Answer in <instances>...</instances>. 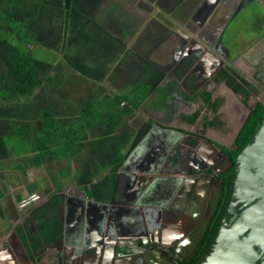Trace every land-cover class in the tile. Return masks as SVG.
<instances>
[{
    "label": "trees",
    "instance_id": "1",
    "mask_svg": "<svg viewBox=\"0 0 264 264\" xmlns=\"http://www.w3.org/2000/svg\"><path fill=\"white\" fill-rule=\"evenodd\" d=\"M138 22L137 18L128 16L117 1L0 0V162L8 161L12 154L31 156L28 165L31 169L53 161L66 163V167L52 178L55 190L46 201L30 210L35 231L24 233L20 227L16 229L33 259L37 260V250L43 245L50 246L61 238L58 207L62 202L63 180L70 179L69 164H76L72 175L76 187L87 198L106 202L111 197L127 151L150 127L147 122L139 133L118 132L124 116L136 111L164 78L142 53L126 50L125 39L136 33ZM170 25L167 22L156 31L149 29L147 43L157 42L158 34L166 33ZM31 47L45 48L60 55L67 73L62 72L60 63L37 59ZM123 66L133 70L136 78L126 80L128 89L125 91L101 98L100 83L106 82L113 87L115 74ZM70 75L92 82L95 91L90 89V94L99 92L100 96L92 102L86 101L82 107L70 106L65 94V81ZM219 77L245 105L248 104L249 83L242 75L227 68ZM201 98L208 109L217 110L218 101H212L209 93H203ZM199 115L197 111L181 116V120L192 124ZM263 121L264 105L257 102L250 106V113L232 148H221L233 166L218 177L224 185L219 210L197 252L180 264H201L211 252L229 203L236 175V157L252 142ZM213 123L216 118L207 122ZM14 168L23 175L28 171L19 163ZM4 189L0 183V200ZM4 219L5 211L0 202V220Z\"/></svg>",
    "mask_w": 264,
    "mask_h": 264
},
{
    "label": "flooded vegetation",
    "instance_id": "2",
    "mask_svg": "<svg viewBox=\"0 0 264 264\" xmlns=\"http://www.w3.org/2000/svg\"><path fill=\"white\" fill-rule=\"evenodd\" d=\"M141 1L142 4L149 6V12L161 11L151 6L152 2ZM176 2L177 0L169 1L170 10L168 14L163 12L164 20L156 17L150 19V23L157 26L156 29L163 27L167 22H170L171 25L166 33L158 34L159 40L157 42L151 43L150 46L152 47L147 61L163 73L164 78L160 82L162 86L166 84L169 87L170 83H174L173 93H175L176 98H179L174 99L175 103L171 106L172 108L175 107L174 116L177 115L182 101H189L194 97H200L203 105L208 109L201 95L209 93L212 101H218L217 111H221V118L220 116L219 119L217 118L216 122L218 121V123L207 124L206 122H211L214 117L218 116L214 115L211 119H205V116L200 115L202 124L205 128L214 130L217 135L225 136L227 133L223 127L221 128L220 122H224V125L226 123L231 124L230 119L232 117L230 114L237 115L236 118H232L235 121L234 124H231L237 127V124L240 126L247 113L246 108L250 109V106L257 102L264 105V100L256 101L252 105L249 104L250 99L255 97L254 93L258 94L257 99H264V0H178V3ZM122 10L132 19L137 18L139 20L135 29L139 30L143 26V33L140 35L139 42L146 43L151 25L147 26L150 20H143L147 15L145 11L129 6L122 8ZM168 46L170 47L168 48ZM191 53L198 56L197 63L193 68L195 58L188 57ZM239 64L242 67L251 68L249 73L244 74ZM227 68L242 75L249 83L250 97L247 105L219 77L220 72ZM218 86H223L231 96L236 98L237 104L228 106L226 97L213 96ZM204 121L206 122L204 123ZM235 127L228 132L229 138L225 142L213 141L212 138L203 133L194 137L196 142L193 143L179 140L172 147L171 154H167L166 150L161 151V146L156 144L157 147L154 148L157 160L159 154L168 157L177 153L179 156L178 166L184 168V173L177 172L175 178H170L165 175V170L161 168L156 176L147 177L149 178L146 180L148 185L157 184L152 191L145 189L146 187L129 191L126 185L129 176H122L120 178L122 183L120 182L117 190H115L114 185L108 201H96L109 205L107 220H104L103 223L98 221L96 224H92L91 222L95 220L98 214L96 211H93L92 217L86 214L82 220L80 218L78 220L73 219L71 214L68 226L60 220L62 225L61 238L53 242L52 245H43L37 250V260L29 255L16 231L17 227H20L24 233L27 230L35 231L31 230L33 226L30 222L34 224L35 222L31 220L30 210L47 200V198L42 200L44 196L42 191L31 192L30 195L19 201V208L14 209L15 217L20 219L23 216L26 223L24 221L20 226L15 224L11 234H7V236L0 233V254H4L1 256L11 258V261L17 264H130L129 262L133 257L136 258L132 264H174L173 261L177 260V257L171 251V243L180 242L185 237L188 238L196 225L195 222L197 225L205 222L206 214L209 213L206 210L205 214L208 203L211 208L216 201L214 196L210 198L208 194L210 195L211 192L218 191V189L215 185L212 188H204L203 184L199 183L202 181V174L208 173L215 176L216 172L223 171L222 174L216 176V179L220 181L218 177L231 169H227L226 161L219 159L217 154L209 153L207 146L203 144L201 139H209L220 149H231L237 137L234 133ZM151 130L154 132V128H151L147 135ZM151 136L150 134L147 137ZM200 153L204 154L205 161L198 159L201 158ZM224 156L229 159L225 154ZM126 163L128 164V161ZM204 164H207L208 168L201 172L200 168ZM223 188L222 182L219 204L214 210L206 232L219 210ZM180 190L183 193L178 200L173 201L175 197H168L169 192ZM74 191L70 195L61 192L62 201L63 195L64 200L70 204L77 202L83 194L85 195L84 192ZM205 196L209 198L208 200L206 198L203 203ZM199 197L200 201L197 203ZM186 200L191 202L190 208L186 206ZM69 207V205L62 207L61 202L58 207V215L60 213L62 218L66 217L69 213ZM187 210L193 212L195 216L187 214ZM198 212L201 214L199 215ZM135 217L138 220H135ZM5 218H7L6 214ZM170 218L178 223L176 229L180 230L173 235L167 233L170 226L165 225ZM101 225L108 232L105 233L103 230L102 235L98 236L93 228ZM106 226L108 229L104 228ZM89 229L93 231H88ZM13 232L22 245L16 240ZM1 234L5 236L4 239ZM144 234H149L156 239L150 243L157 247H150L146 243H142L141 240H149L148 236H143ZM169 241L172 242L163 244ZM158 242H163V247L159 246ZM31 252L33 255V250ZM184 261H178V264Z\"/></svg>",
    "mask_w": 264,
    "mask_h": 264
},
{
    "label": "water",
    "instance_id": "3",
    "mask_svg": "<svg viewBox=\"0 0 264 264\" xmlns=\"http://www.w3.org/2000/svg\"><path fill=\"white\" fill-rule=\"evenodd\" d=\"M188 57L192 59L195 58V61L193 63L194 65L192 66L193 68L197 63L198 56L194 53H191L188 55ZM246 109L247 113L236 131V136L238 135L247 116L250 113V109ZM152 132L153 131L151 130L148 135H152ZM144 139L139 142V144L133 150L131 155H133L137 151L139 145L144 142ZM201 141L207 146V149L212 152H215L219 159H223L226 161L227 169L233 166L232 161L226 159L224 154L221 152V149L216 144L212 143L207 138H202ZM200 157L201 158L198 159H202L201 161L206 160V158L202 156V153H200ZM175 158L176 160L179 159L177 156ZM127 161L128 160L124 162V164L121 166L117 173L115 180V190H117V188L122 183L120 178L122 176L128 175L129 178L126 182V185L130 191L134 190L135 187H146L145 189H150V191H152L157 184L148 185L146 183V180H148L149 178L137 176L136 174H132V172H130L131 174H126L125 169L127 166ZM207 168L208 165L204 164L200 168V170L201 172H203ZM234 170L236 175L233 181L230 200L225 215L221 220V224L216 234L211 252L202 261L201 264H264V121L262 122L257 133L255 134L252 142L249 143L236 157ZM222 173L223 171L216 172L215 176L208 173H203L201 176L202 181L200 183L203 184L204 188H212V186L215 185L216 189H218V191L215 190L209 195L210 198L211 196H214L216 201H213L214 204L213 206H211V208L210 204L208 203L207 208L205 209V214L206 210H208L209 213L208 215L206 214L205 222L203 224L201 223L200 225H197V223L195 222L197 226H194L192 233L188 235V238L185 237L180 242H162L163 244H172L171 251L177 257V260L173 261L174 264H178V261H184L191 258L202 243V239L214 214V210L219 204L222 182L218 181L216 179V176ZM182 193L183 191L181 190L177 192H169L168 197H175L173 199V201H175L178 200ZM63 196L62 207H64L65 205H69V213L66 215L65 218H62L59 213V219L62 222H65L67 226L70 222L71 214L73 216V219L78 220L80 218L82 220L86 214L92 217L93 211H96L98 214L95 220L92 219V224H96L98 221H102L103 223L104 220H107L109 212L108 204L98 203L93 199L87 198V196H85L84 194L82 195L81 199L77 200V202H71L70 204L68 201L64 200ZM206 198L208 200V197L205 196V198L203 199V203L205 202ZM199 201L200 197L196 202L199 203ZM186 206L188 208L191 207V202L189 200H186ZM186 213L195 216L193 212H190L188 210L186 211ZM198 214L200 215L201 213L198 212ZM102 227L103 225L93 228L95 229V233L98 236L102 235V232L104 230ZM104 228L108 229L107 226ZM88 231L93 230L89 229ZM104 232L106 233L108 231L104 230ZM13 233L15 235V232ZM143 236H148L149 240H141L142 243L144 242L150 247H157L156 245H152L150 243V241H156V239H154L151 235L144 234ZM16 240L20 242L17 236ZM162 243L158 242L159 246L163 247ZM135 258L136 257H133V259H131L129 263L132 264Z\"/></svg>",
    "mask_w": 264,
    "mask_h": 264
},
{
    "label": "crops",
    "instance_id": "4",
    "mask_svg": "<svg viewBox=\"0 0 264 264\" xmlns=\"http://www.w3.org/2000/svg\"><path fill=\"white\" fill-rule=\"evenodd\" d=\"M146 14L147 15H146L145 21H149L153 16L152 15L149 16V13H146ZM142 33H143V26H141L140 29L137 30L134 35L128 36L125 39L126 50H130L131 52H133V51H138L140 53L142 52V54H145L144 56H145V59L147 61V57L150 54V49L152 46H150L151 44L147 43V42L146 43L145 42H142V43L139 42L140 35ZM169 47L170 46H168V48ZM148 63L152 67H154L150 62H148ZM239 65L241 67V68L240 67L239 68L242 70V72L244 74L249 73L248 71L251 68L242 67L241 64H239ZM125 67H127V66H125ZM113 68H114V66H113ZM113 68L111 70V74L114 71ZM115 77L116 78H115V83L113 84V87H111L109 85V83H106V82L100 83L101 89L105 90L103 95H101V98L113 97L119 91H125L126 89H128V85H127L126 80L135 79L136 75H135L133 70H130L128 68H127L126 72H123V68L121 67L118 74H115ZM140 79H142V78H140ZM174 89H175L174 86L168 87L166 84H164L162 86L160 83L159 87L144 100L142 105L136 111H134L132 114H128V115L124 116L123 120L124 119L125 120L122 121V124L119 126L120 129L118 130V132H120L121 130H126L128 132H132V133L136 134V133H139L143 129L144 125L147 122H150L149 129L146 131V133L143 135V137L140 139V141L142 139H144L145 137L146 138L144 139V142L141 145H139L137 151L133 155H131L133 150L137 147V145L139 144L140 141L133 148H131L130 150L127 151V156L124 160V162L126 160H128V164H127L126 169H125L126 174H131L130 172H132V174H136L137 176L152 177L153 175L156 176L158 170H160L162 168L165 170V175L167 177L175 178L174 176H177L176 175L177 172L178 173L179 172L184 173V171H183L184 168L183 167L181 168L180 166H178L179 165V159L176 160V158H175L176 156L179 158L178 154L173 153L171 156L169 155L168 157L167 156L165 157V155L162 156L159 154V158L157 160V154H156L155 148H154V147H157L156 144H158V146H161L160 147L161 151L166 150L167 154H171V152H172L171 150H173L172 147L179 140H186L187 143H193V142H196L195 141L196 139L194 137H198L199 135H202L203 133L206 134L207 136H209V138H212L213 141L220 140V141L225 142L229 138L228 132L232 128L235 127V126L231 125V124H234V121H235V119H232V118H236L237 117L236 114H234V113L230 114L232 117L230 119L231 124L226 123V125H224V122H220L221 128L223 127L224 131L227 133V135L222 136V137L217 135V133H215L214 130H212L208 127L205 128V126H204V124H202V122H201V124L199 123V120L195 121L192 124H188L187 122H184L181 120V116H188L194 112H197L198 111L197 106L199 104L203 105V103H202L200 97H195V99H191L189 101H182V103L180 104V108H179L180 111H178L177 115L174 116L175 107L173 106V108H172L171 106H172V104L174 105V103H175L174 99H179V98H176L174 96V94H175V93H173ZM220 96L226 97V101H228V103H227L228 106L229 105L232 106L234 104H237L236 98L231 96L227 90L225 91L224 94H221ZM229 111H230V109H229ZM219 112H217V113H219ZM175 117H177V118H175ZM205 122L206 121H204V123ZM228 122H229V118H228ZM216 123H218V121ZM238 127H235L236 131H237ZM151 128L152 129L154 128V132H152L151 137H147V133ZM236 131L234 133H236ZM233 137H234V135H233ZM208 151L211 154L215 153V152L210 151L209 149H208ZM202 156H204L203 153H202ZM124 162H123V164H124ZM73 164H74L73 162H72V164H69V166L71 167V177H72V175L75 174V170H76V164L75 165H73ZM73 167H74V170L72 169ZM64 168H62V169H64ZM59 171L52 173L51 178H53V176L55 174H58ZM9 173H11V171ZM67 180H63V185H62V190H61L62 193L67 192L66 188H67V184L69 182ZM44 182L40 183V182L35 181V182H33L32 186H29L31 188L36 189V190L34 189L33 192L38 191V190L43 192L44 196H43L42 200H45L49 194V193H44L43 187H41V184H44ZM53 183H54V189H53V191H54L56 187H55L54 181H53ZM193 185L197 186L199 184H193ZM22 186L23 185L18 184L17 188H21ZM25 187L27 189L28 185H26ZM69 187L71 190L80 191L76 187L75 184L69 185ZM134 189H136V187ZM6 192H7V190L4 189V196L0 200L2 208L4 209L5 214L7 215V218H5L4 220H0V233H3L7 236V234H11V232L13 230V226H15V224H18V226H20L21 224H23L24 221L26 223V220H23V216L20 219L15 217L14 209L16 207L19 208V204L17 202L22 200V198H25L26 196L30 195L31 193H28L26 196L22 197L20 193L12 194V193H6ZM17 196H19L20 198L17 199ZM208 196H209V194H208ZM12 216H13V219H11ZM64 218H65V216H64ZM134 219L138 220V218H136V217ZM170 219H168L166 224H165V225L170 226L169 229L167 230V233L173 235V234L180 232V230L176 229L178 223H176V222L172 221V219L171 220ZM12 220L14 222H11ZM179 222H182V221H179ZM30 224H31V226H33V229H31V228L30 229L35 230L36 229L34 227L35 224L33 222H30ZM4 237L5 236L3 235V239H4ZM172 238H173V236H172ZM1 255H4V254H0V264H17L14 261H11L12 260L11 258L9 259V258L1 256Z\"/></svg>",
    "mask_w": 264,
    "mask_h": 264
},
{
    "label": "rangeland",
    "instance_id": "5",
    "mask_svg": "<svg viewBox=\"0 0 264 264\" xmlns=\"http://www.w3.org/2000/svg\"><path fill=\"white\" fill-rule=\"evenodd\" d=\"M110 1H122L121 6L122 8H126V7H134V8H139L143 11H145L146 13H149V16L152 15L153 18H160V19H165L163 17V12L164 13H169L170 10V6H169V1L170 0H158L156 2H152L150 5L154 6L155 9H159L161 11H157V12H149V6L146 4H142L141 0H110ZM107 4L103 5L106 6ZM145 18H143L144 20ZM152 20V19H151ZM151 20L149 21V23L147 24V26L151 25V30L156 31L157 26L155 24H151ZM153 25V26H152ZM30 49V47H29ZM32 49V47H31ZM33 53L34 56L39 59V60H43V61H47V62H55L60 63V65L62 66V72L67 73V69L65 67V65L62 63L61 57L58 54H55L54 52H51L49 50H46L45 48H34L33 47ZM146 51V50H145ZM144 51V52H145ZM147 52V51H146ZM142 53V52H141ZM147 54V53H146ZM145 55V54H143ZM123 68V72L127 71V68H125L124 66ZM120 71V70H119ZM118 71V72H119ZM118 72L116 74H118ZM74 77V75H73ZM68 81L66 82V90H65V94L67 95L68 98V103L70 106H81L83 105L86 101H94L96 99V97L103 95V93L105 92V90L101 89L100 93L96 92V93H91L90 94V89L92 88V82L88 83L85 80H81L78 77L75 78H71V75L67 77ZM61 90H63V86L60 85ZM93 91H95L93 89ZM225 89L223 86H218V88L214 91L213 96H218L221 94L225 93ZM255 97H252L249 101V104H253L256 101L259 100H264V99H257L258 98V94L254 93ZM221 98V97H220ZM223 99V98H221ZM82 107V106H81ZM197 110L200 112L201 116H205V119H211L214 115L218 116V117H214L213 119L216 118V120L219 119V116L221 118V111L220 113H217L219 111H215L213 112L212 110H209L207 108H205V106H203L202 104H199L197 106ZM180 111V109L178 110ZM200 116L199 123L201 124L202 122V117ZM177 118V117H176ZM218 118V119H217ZM125 120V119H124ZM123 120V121H124ZM238 127V124H237ZM32 161V157L28 156V155H23V156H14L12 154H10L9 156V160L1 163V169H0V183L3 184V186L6 188L7 192L6 193H20L22 197L26 196L28 193H31L34 191L35 188H31L29 186H32L33 182H44V184H41V187H43L44 193H49L53 191L54 189V183H53V179L51 178L52 173L54 172H58L60 169L66 167V163L64 161H53L50 162L48 164H45L44 166L40 167V168H33L31 169L28 165L31 164ZM19 163L21 164L23 167H25L26 169H28L27 174L23 175L19 170H16L15 164ZM75 165V164H73ZM4 166V167H3ZM74 170V167L72 168ZM11 171V173H9ZM73 172V171H72ZM67 181V192H65V194L70 195L72 194V192H75L74 190H71L69 185H74V181L71 177L70 174V179H68ZM19 185H23L21 188H17V186ZM26 185H28L27 189H26ZM36 190V189H35ZM65 190V189H64ZM19 204V202H17Z\"/></svg>",
    "mask_w": 264,
    "mask_h": 264
}]
</instances>
